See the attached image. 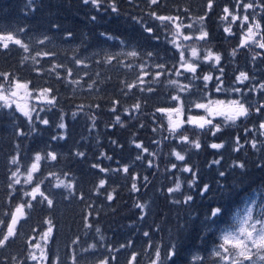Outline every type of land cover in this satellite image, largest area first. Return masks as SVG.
I'll return each mask as SVG.
<instances>
[{"label": "trees", "instance_id": "1", "mask_svg": "<svg viewBox=\"0 0 264 264\" xmlns=\"http://www.w3.org/2000/svg\"><path fill=\"white\" fill-rule=\"evenodd\" d=\"M230 1L232 5L236 2ZM114 2L118 8L116 13L112 12L109 3L102 4L97 10L91 4H83L82 0H35L29 7H26L29 0H0V32L13 31L29 45L28 52L16 45H10L8 49L0 47V73H8L16 80L27 82L31 91L51 88L53 91L49 95L56 97L54 105L46 103L44 108L34 111L32 123L13 107H0V219L9 221L10 216L4 213L14 210L27 197L23 195L22 186L14 184L12 173L15 168L24 163L26 157L40 153L44 158L41 171L54 164L60 172L71 174L74 182V191L70 194L73 205L69 202L59 217L54 214L60 222L59 240L63 242L60 251L57 250L59 253L71 252L78 245L79 248L88 246L90 241L97 247L106 243L107 240H101L94 231L95 226L109 229L114 235L121 223L142 219L155 238L153 253L156 247L165 253L174 241H179V254L167 264H193L190 257L196 253L204 264L209 263L210 245L217 242L222 226L231 223L233 209H239L244 197L252 190L261 195L264 193V167H256L257 164H264V144L259 129L262 119L252 113L247 119L234 123L210 118L212 125L220 128L215 136L188 123H182L177 132H172L169 129L170 114L157 111L158 108H174L177 104L171 100L176 91L175 85L169 83L178 77L175 71H171L177 64V54L169 45L172 25L169 24L166 29L150 13L180 14L193 25L186 28L187 32L203 28L209 33L208 41L198 43L201 49L207 45L220 52L221 65L224 66L225 85L222 84V87L228 86L239 65L237 61L228 59L231 51L235 49V55L240 51L234 33L238 24L233 22L230 25L233 36L223 34L226 20L222 19L223 6L219 0H213L210 11L207 9L208 0L191 3L188 0H160L158 5L150 4L149 0ZM93 16L96 17L94 21L91 19ZM201 16H204L203 21L198 19ZM147 26L153 27V34L144 31ZM21 27L25 31L17 33L16 29ZM68 32L72 35L68 36ZM102 32L113 40L101 36ZM37 40L44 42L37 43ZM122 44L124 49L120 50ZM131 51H136L138 55L129 56L127 53ZM149 51L156 55L148 57L146 53ZM38 52L54 55L37 56ZM107 56L115 58L106 62ZM24 57L28 59L24 60ZM77 58L83 64L76 65ZM160 62L166 63L165 74L158 80L153 79L157 71H162L153 65ZM200 63L202 66L207 64ZM54 64L65 67L49 71ZM142 65H146L143 70L149 75L143 77L144 83L141 84L137 78L141 75ZM202 66L197 69L199 79H191L192 75L188 72L183 75L190 85L194 82L196 93H191V98L196 100L193 103L205 98L204 94L208 93L201 83L207 71ZM69 68L72 69V76L67 75ZM57 72L60 79L56 77ZM130 84H135V87L129 89L127 85ZM214 87L215 83L209 84L210 89ZM148 88L153 91H147ZM186 99L182 102V121H187L192 108L188 105L192 100ZM137 103L140 104L139 109L134 107ZM250 103L247 100V104ZM113 108L115 111H111ZM37 113L41 118L48 119L49 124L40 123L36 119ZM117 116L120 117L119 122ZM61 122L65 128L58 127ZM212 125L206 128L211 127L215 132ZM249 126H253L254 133L247 132ZM33 127L36 131H32ZM18 132L24 135H18ZM53 136L64 138L53 140ZM182 136H188L189 141L195 138L201 148L184 142ZM251 138L259 142L256 148L251 145ZM212 143L222 144L223 147L212 149ZM136 144L142 147L137 148ZM144 148L148 151L145 152ZM173 151L183 155L185 160H177ZM48 152L55 153L57 160L47 158ZM77 152L85 155L77 156ZM137 156L141 159L137 160ZM13 157L17 159L16 164L11 162ZM214 160L220 163L215 164ZM239 163L245 164V168L235 166ZM93 164H99L108 171L100 172L92 167ZM173 164L177 168H172ZM124 166L129 167L128 173L123 172ZM185 166L196 173L191 187L189 182L193 177L190 172L183 171ZM221 171L224 176L219 175ZM133 177H136L135 181ZM101 179L106 183L103 188H98ZM235 179L236 184L232 185ZM134 182L138 191L132 190ZM177 183L180 189L169 193L168 189L175 188ZM9 184H12L11 188ZM204 184H208L211 191L201 196L200 189ZM220 185H224L227 191H219ZM108 193H112L113 200H107ZM185 195L193 196L190 204L182 202ZM175 200L181 203H175ZM137 204L145 207L138 208ZM255 205L256 209L260 206L258 201ZM216 206L222 207V213L213 218L215 223L206 229L201 221L210 208ZM48 209L46 203L34 204L27 211L24 224L30 227L38 225L42 216L49 213ZM86 223L90 227H86ZM5 229L6 224L0 225V234ZM75 237L79 239L73 244ZM149 246L152 250V242ZM17 252L14 241H10L7 247L0 250L1 264L16 262ZM13 257L16 259L13 260ZM152 257L155 259L154 255ZM140 260L135 259L137 262Z\"/></svg>", "mask_w": 264, "mask_h": 264}, {"label": "snow or ice", "instance_id": "2", "mask_svg": "<svg viewBox=\"0 0 264 264\" xmlns=\"http://www.w3.org/2000/svg\"><path fill=\"white\" fill-rule=\"evenodd\" d=\"M83 4L89 5L91 4L93 7H95L97 10L100 9L102 4L104 3H109V6L111 7L112 12L116 13L118 12V8L115 5L114 0H82ZM150 4L152 5H158L160 3V0H149ZM35 3V0H29V4L26 5V7H29ZM236 4L238 7H242L246 12L248 10H252V15L251 17L249 15H244L241 23L248 25L247 27V32L245 39L241 41V47L246 46L247 43L249 42H255L256 45L264 49V42L260 41H254V37H256L259 32L257 30H260L262 25L260 20L257 19V16L259 15L256 11V9H260L261 12H264V0H259L257 3V0H250V2H243V0H236ZM213 8V0H208L207 2V9L210 11ZM184 11H188L185 9ZM224 16L222 19L228 20L229 16L231 17L232 22H236L239 17L237 15L232 14L230 12V9L228 6H225L223 9ZM150 15L154 17V19L158 20L161 22V25L164 26L167 29V26L171 24L175 28V32L172 34V39L169 41L176 49L179 51V68H174L171 71H175V74L177 76L183 75V72H181L180 69H183L184 72H188L192 74L191 79H199L200 77L197 75V67H198V61L200 57L198 56V50L196 47L191 48V53L193 59L190 61L186 58L185 52L186 48L180 44L177 43L176 37L182 36L183 40L188 41L192 40L193 36L183 34L181 33L180 29L181 27H187V28H192V24L188 25H182L177 23V21L180 19L178 16H165V15H158L155 11L151 12ZM207 15V13H205ZM91 19L94 21L96 20V17L93 16ZM199 20L203 21L204 16H201L198 18ZM251 21V22H250ZM139 22V21H138ZM52 27H57V25H52ZM25 29L23 27L16 29V32H24ZM144 31L153 34L154 29L151 26L144 27ZM224 31L227 33H231V28L230 27H225ZM68 36H71L72 33L68 32ZM101 36H107V33H100ZM109 39H111L110 36H108ZM156 39H159V37H155ZM45 39H48V37L45 36ZM196 40L199 41H208L209 39V33L205 31L203 28L199 30V35L195 36ZM261 40H264V36H261ZM43 40H37V43H43ZM10 45H16L19 48L23 49L24 52L29 51V45L24 43L22 39L18 38L16 34H14L13 31H6V32H0V47L3 49H8ZM184 49V50H182ZM129 56L135 57L138 55L136 51H131L127 53ZM37 56H50L54 55V53L50 52H38L36 54ZM146 55L150 58L154 57L156 54L152 51H149L146 53ZM232 55H235V49L232 52ZM114 56H107L106 62H110L112 59H114ZM24 60H27L28 57H24ZM32 59L35 61V57H32ZM255 59V57H254ZM203 60L205 62H210V61H215L216 64H219L221 61V55L215 53L211 48L207 49V54L203 57ZM76 65H81L83 64V61L79 58L75 60ZM155 68L160 69L162 71H157L153 79H159L161 75L165 74L163 70L166 69V63L165 62H160V63H155L153 65ZM215 66V65H214ZM65 67L63 64H54L52 69H49V71H54L56 68H62ZM86 67V65H85ZM144 67L146 65L141 66V75L137 78L138 81L142 84L144 83L143 77L148 76L149 73L144 71ZM34 71H38V69H33ZM221 76L224 73V68L220 67L219 69ZM67 75L72 76V69H67ZM0 77H3L5 81H10L11 86L8 89H5L4 84H0V101H2V105L0 107L4 108H10L13 104H15L16 110L21 112L25 117L28 118L29 123L33 122V117L31 113L33 111H36L34 107L29 108L26 104H21L20 101L23 100L25 97H31L32 93L28 88V83L27 82H21L19 80H16L14 77H10V74L8 73H0ZM57 79H60V74L57 72L56 73ZM249 75L245 72H240L238 76H236V83H243L246 80H249ZM202 79L205 82V88L208 86V81H211L215 79L218 81L216 84V91H221L222 90V83L223 81L221 80V77H213L211 73L203 75ZM75 83L76 81H71ZM169 83L175 85L178 82L175 80L169 81ZM91 87V85H89ZM129 89L135 87V84H130L127 85ZM189 90V85H182L178 89V91H188ZM260 90L264 91V84L260 85ZM53 90L51 88H42L39 90V95L36 97L37 99H42L49 105H54L55 96H50L49 94ZM141 91H144V89H141ZM147 91L152 92L153 89L148 88ZM232 91L241 93L240 88H234ZM23 93V95L21 94ZM243 95V93H241ZM171 100L173 101H181V97L179 95H173L171 96ZM114 103H118V101H114ZM196 108H204L206 111H208L209 115H215V114H220L224 115L227 121L230 122H235L238 118L240 117H247L250 115V111L253 108L252 104H248L246 106V102L242 100H230L225 103V101H215L212 102L210 101L209 104L205 105L202 103H196L194 105ZM81 109L83 106H80ZM99 107V106H97ZM136 109L140 108V104L137 103L134 105ZM226 108V111H221V109ZM111 111H115V108L111 109ZM158 112L161 113H177L178 115L182 113V105L180 107H174V108H158ZM255 111L257 113H261L264 111V103L259 104L258 107H255ZM75 116V113L73 114ZM36 119L40 121V123L44 125L49 124L48 119L41 118L39 116V113H37ZM63 120V116H61V121ZM117 122L120 121V117H116ZM182 123H188V124H193L196 127L200 128L201 130H206L209 132H212V135L215 136L217 132L220 131V128L218 126L212 125V120L211 119H206L203 116H189L187 121H173L171 115H169V129L172 132H177L178 129L181 128ZM212 125L215 127V132L212 131V128H206V126ZM59 128H65V124L61 122L58 125ZM259 128L264 130V121H262L259 125ZM32 131H36L35 127L32 128ZM18 135H24L22 132H18ZM63 136H53L52 139H63ZM182 140L184 142H191L194 144L195 148L200 149L201 144L196 141H189L188 136H182ZM113 144H116V141H112ZM253 148H256V143L253 142ZM137 148H141V144H136ZM212 149H219L223 147L222 144L219 143H212L210 145ZM144 151L147 152L148 149L144 148ZM77 156H84L85 154L83 152H77ZM103 155V154H102ZM173 155H175V158L179 161H184L185 157L178 152L173 151ZM47 158H50L52 161L57 160V155L53 152H48L47 153ZM42 157L39 153H37L34 157V161L31 164V166L28 168L27 171V178L25 179L24 183H31L33 180V173L37 172L39 170V162L41 161ZM110 159V157H109ZM137 160L141 159L140 156L136 157ZM13 164L17 163L16 157L12 158L11 161ZM213 163L219 164V160H214ZM151 166V165H150ZM236 167H239L241 169L245 168V164L239 163L235 165ZM93 168H98L100 172H106L108 169H105L101 167L99 164H93ZM256 167H264V164H257ZM172 168H177L176 164L172 165ZM123 172L128 173L129 172V167L124 166L123 167ZM115 171V170H113ZM184 172H190L193 180L189 182V187L192 186V184L195 182V176L196 173L192 170V168L185 166L183 168ZM17 172H19V169H17ZM17 172L12 173V177L17 176ZM220 176H224L225 173L221 171L219 173ZM146 179V178H145ZM133 180H136V177H133ZM14 183L19 184L20 180L15 179ZM40 183H43V181H39L35 187L32 188L31 192L25 191L23 193L24 196H31L32 200H35L37 198V195L41 196L43 201L47 202V205L49 208L53 206V201L49 199L47 196L44 195V193L40 190ZM106 181L104 179H101L99 181V184L97 185L98 188H103L105 186ZM59 186V185H57ZM12 187V184H9V188ZM69 189H71L72 185L69 184L67 185ZM180 189V184L177 183L175 188H169L168 192L173 193L175 191H178ZM132 190L133 191H138L139 189L137 188L136 183L134 182L132 184ZM219 191L226 192L227 189L225 188L224 185L219 186ZM209 191H211L210 187L208 184H204L203 188L200 189V194L201 196L206 195ZM11 195V193H9ZM83 199V197H81ZM107 200L111 201L113 200V195L112 193L107 194ZM193 201V196L192 195H185L183 199L184 204H190ZM175 203H181L180 200H175ZM33 205L31 201L27 202L26 204L21 203L17 204L15 209L10 211V212H5L4 215L10 216L9 221H5L3 219H0V225H5L6 224V231H4L2 234H0V249H3L7 247L8 243L13 240L17 235H18V229L17 225L20 223V221L25 217L26 215V208H32ZM91 207V205H89ZM136 207L143 209L145 206L142 204H137ZM249 214L243 218V220L240 223L239 228L236 230L235 233H227L223 235L222 237V243L219 245V249L222 250L224 253L223 255L221 254V251H216L214 253L215 256L219 257L221 260L228 262L230 260V264H244L245 261L249 262V264H256L257 258L264 264V219L261 218H256L254 222L249 223V221L253 220V217L251 215V209L248 210ZM222 213V207L216 206V207H211L210 210L205 214L204 219L201 221V225L208 229L211 227L212 223H215L213 218L219 217ZM87 220V217H85ZM45 223H47L48 227L46 231L41 233V240L43 241V244L36 242V243H31L29 244V251L27 252V259L36 262V264H58L59 257L57 256L55 259L51 258L49 255V249H47V245L49 244V241L53 238V224L51 220H46ZM259 225V227H257ZM86 227H90L86 223ZM34 230V229H33ZM98 233L100 232V229L97 228L96 230ZM145 236H148L149 233L145 232ZM101 240H103V237L101 236ZM77 243V241H73V244ZM131 241H129V245H121V248L130 246ZM100 247H104V245L101 243L99 245ZM97 245L96 244H89L87 247L83 248L81 251L83 254H87L90 252H94L96 249ZM253 249H255V252H253ZM109 250L111 251V246H109ZM38 253V254H37ZM229 253L231 255H229ZM179 254V241H174L168 248V250L165 253H162L161 249L159 247H156V251L154 253L155 259L151 261V264H167L168 261H174L177 255ZM16 257H13V260H15ZM72 259V264H93L92 261L88 259V257L85 255L83 260H79L76 255H73L71 257ZM115 257H105L103 259L96 260L94 264H110V260H114ZM136 259L135 254H133L132 258L129 260V264H132V262Z\"/></svg>", "mask_w": 264, "mask_h": 264}, {"label": "rangeland", "instance_id": "3", "mask_svg": "<svg viewBox=\"0 0 264 264\" xmlns=\"http://www.w3.org/2000/svg\"><path fill=\"white\" fill-rule=\"evenodd\" d=\"M188 1H190L191 3V2H194L195 0H188ZM219 1L221 5L223 6L222 9H224L225 6H228L230 9V12H232V14L237 15L239 17V19L236 21L238 24V29L235 30L234 33L237 35L235 37L236 44H237L236 46L240 51L237 55H232L233 51H231L229 54V58H228L231 61H237L239 65L233 77L229 80L228 86H223L221 91H216V84L218 83V81H216L215 79L208 81L207 82L208 83V86H207L208 93L204 94L206 97L203 99H197L198 101L196 103H202V104L207 105L209 104L210 101L212 102L225 101V103L227 104L228 101L236 99V100H242L246 102V106H248L247 100H250L251 102L250 104L253 105V108L250 111V113L256 114V116H259L262 119L259 122L260 124L262 121H264V111H262L261 113H257L255 111V107H258L259 104L264 103V91L260 90V85L264 84V49L259 48L255 42H249L246 44V46H243V47L240 46L241 41L245 39L247 27H248V25L241 23V20L244 15H249L251 17L252 12H251V9L246 12L242 7H238L236 2L232 5L230 0H219ZM247 2H250V0ZM258 2L259 0H257V3ZM257 13L259 14L257 16L258 20L260 18H264V16H262L261 13L259 12ZM222 14L224 16V12ZM164 15L169 16L166 14ZM171 16L180 17V19L177 21V23L179 24H182V25L190 24L189 22H186L184 20L185 17L180 14H173ZM232 23L233 22L231 21V17L229 16L228 20H226L225 25L226 27H230L231 31H232V27L230 25ZM225 25L223 26V28L225 27ZM186 28L187 27H181L180 29L181 33L191 35L193 36V39L185 41L183 40L182 36H178L176 37L177 43L182 44L187 49L185 52V55L188 60L191 61L193 59L191 48L196 47L198 50V56L200 57L199 60L202 62H205L203 60V57L207 54V49L210 47H207V45H205L203 49H201L198 43L199 40L195 39V36L199 35V30L201 28H199V30L192 29L193 31H191L190 33L187 32ZM257 31L262 33L261 30H257ZM174 32H175V28L172 26V32L169 36V41L172 39V34ZM222 32L226 36H233L231 33H227L225 31H222ZM38 36L43 38V36L41 35H38ZM111 40L113 39L111 38ZM254 41L264 42V40H261L259 35L254 37ZM203 43L204 41L201 42V44ZM169 45L173 47L175 53L177 54L175 58V61L177 62L175 68H179L180 67L179 51H177V49L171 43H169ZM119 49L123 50L124 44H122L119 47ZM211 49L213 50V48ZM214 52L217 54H220V52L219 53L216 51ZM200 61H198V67L202 66ZM205 63L207 64L202 67L207 71L203 75L211 73L214 78L221 77V80L223 81L224 75L221 76V73L219 71L220 67L224 68V66L221 65L223 63L222 56H221V61L219 62V64H216L214 60L210 62H205ZM180 70L181 72H183V75L187 73V72H184L183 69H180ZM240 72L247 73L250 77L249 80H246L243 83H236V76H238ZM183 75H181L182 77L178 76L177 78L174 77V79H172L178 82L177 84H175L176 91L174 92L173 95H179L181 97V101L179 102L176 101L177 104L175 107H180L182 105L184 98L186 99V97H188L190 100H192L190 101L192 104L188 103V105L192 107L190 109V112L188 113V116H203L206 119L208 118L217 119V120L222 121L223 123H229L230 121H227L224 115H220V114L209 115L208 111H206L204 108L198 109L194 106L196 103H193V101H195L196 99L191 98L192 97L191 93H196V90L193 87L194 82H192V84L190 85V81L188 80V78L184 77ZM185 79L186 81H184ZM201 83L205 85V82L203 79L201 80ZM214 83H215V87L213 89H210L209 84H214ZM0 84H4L5 89H8L11 86L10 81H5L2 78H0ZM182 85H189V90L188 91H178V89ZM234 88H240L241 93H243V95L241 93L232 91V89ZM31 93H32L31 97H25L23 100L20 101V103L26 104L29 108L34 107L36 110H38L39 108H44V104H46V102L43 101L42 99L36 98L39 95V90L31 91ZM21 94L23 95V93ZM0 103L2 104L3 102L0 101ZM11 107L16 109L15 104H13ZM183 111L184 110L182 106V112ZM221 111H226V108L221 109ZM33 113L34 111L31 113V115ZM170 115L172 116L174 121H182L181 120L182 113L179 115L177 113H171ZM248 117L249 115L247 117H240L236 121H238L239 119H247ZM252 129H253V126H249V130L247 132L254 133V130ZM260 137L263 141L262 144H264V130L262 129H260ZM193 141L197 142L195 138ZM250 142H251V145H253V142L259 143L257 142V140H254V138H251ZM263 148H264V145H263ZM36 154L37 153H35L32 156L26 157L24 163L18 164V167L15 168L14 172H17V169H19V172H17L16 177H13V181L15 179H19L20 180L19 185L22 186L23 192L25 191L31 192L32 188L35 187L39 181L42 180L43 183H40L39 185L40 190L44 193L45 196H47L49 199L53 201V206L50 209H48L49 213H47L45 216L44 215L42 216V219L41 221H39L38 225H34L31 227L28 225H25L24 218L17 225L18 235L13 240H11V241H14V245L17 246V250H18L17 260L16 262L13 261L11 263L36 264V262L27 259V252L30 250L29 244L36 243V242L43 244V241L41 240V233L46 231L48 227L45 221L51 220L53 224V238L49 241V244L47 245V249L50 250L49 255L51 258L55 259L57 256L59 257L58 264H72L71 257L73 255H76L79 260H83L84 256L86 255L88 259L93 262V264L96 260L103 259L105 257H115L114 260H110V264H129V260L132 258L133 254H135L136 258H140L141 260L138 262L134 260L132 264H151V261L153 260L152 255H154L156 251L155 250L153 253V242L155 238L153 237V234L150 232V230L146 228V226L142 223V219L138 221H132L127 224L125 222L121 223L119 230H116V233L114 235H112V231H109V229L103 230L100 225H98L97 227L95 226L94 228L95 232H97L96 231L97 228L100 229V232L99 233L97 232L96 234H99L100 237L101 236L103 237V240L105 239L107 241L106 243H102L104 247H100V246L96 247L94 252L83 254L81 250L87 246L79 248V245H78L75 248V250H72L71 252L69 251L65 254L59 253L58 251H60V245L63 242L59 240L60 239L59 238L60 222H59V219H57L54 214H57V217H59L58 215H60L63 212L65 206H69V204H72L74 202V200L70 197L71 192L74 191L73 177L71 174L67 172L66 173L60 172L57 169V166L54 164H50L49 165L50 168H45L43 171H41L40 165L42 164L44 158H43V155L39 153L42 157L41 161L39 162V170L33 173V180L31 183H27V184L24 183L25 179L27 178L28 168L33 163L34 157ZM69 184L72 185L71 189L67 187V185ZM235 184H236V179L233 180L232 182V185H235ZM260 196H263V197H260ZM42 199L43 198L39 195H37V198L35 200H32L31 196H27L24 201H21L18 204H21V203L26 204L27 202L31 201L32 205L34 206V204L36 203H41ZM256 201H258V203L260 204L258 209H256V205H255ZM42 203L47 204L46 201H43ZM263 207H264V193L263 195H261L260 192L254 189L250 192V194L246 195L243 199V202L240 208L233 209L234 211H232L233 218H232L231 223L229 225L222 226L223 228L221 227L222 229L221 231L218 232V235H217V239H218L217 242L213 245H210V254L207 256L210 258V262L206 264H230V260L228 262H225L221 260L219 257L214 255L216 251H221V254L222 255L224 254L222 250L219 249V245L222 243L223 235L229 232L235 233L236 230L239 228L240 223L243 220V218L249 214L248 212L249 209H251V215L253 217V220L249 221V223L254 222L256 218L264 219V209L262 210ZM72 208L74 209V207ZM30 209L26 208L25 209L26 213ZM173 214L175 215V213ZM67 218H70V217H67ZM143 218H146L145 214H143ZM257 227H259V225H257ZM145 232L149 233V235L145 236L144 235ZM78 239H79L78 237H75V241L78 242ZM129 241H131L130 246H127L124 248L120 247L122 244L129 245ZM151 242H152V250L149 246ZM89 244H93V241H90L88 245ZM109 246H111V249H112L111 251L109 250ZM61 251H63V249ZM253 252H255V249H253ZM229 255L231 254L229 253ZM190 259L191 261H193V264H204L201 259V256L197 253L193 254L190 257ZM0 264H1V261H0ZM244 264H249V262L245 261ZM256 264H262V262L257 258Z\"/></svg>", "mask_w": 264, "mask_h": 264}, {"label": "flooded vegetation", "instance_id": "4", "mask_svg": "<svg viewBox=\"0 0 264 264\" xmlns=\"http://www.w3.org/2000/svg\"><path fill=\"white\" fill-rule=\"evenodd\" d=\"M259 10H260V9H256L257 12L261 13V15L264 16V12H260ZM251 12H252V10H251ZM259 20H260L261 25H262V27H261L260 30H261L262 33H263V32H264V18H260ZM262 33L259 32V34H258V35L260 36V38H261V36H263V34H264V33H263V34H262Z\"/></svg>", "mask_w": 264, "mask_h": 264}, {"label": "water", "instance_id": "5", "mask_svg": "<svg viewBox=\"0 0 264 264\" xmlns=\"http://www.w3.org/2000/svg\"><path fill=\"white\" fill-rule=\"evenodd\" d=\"M10 264H18V263H10Z\"/></svg>", "mask_w": 264, "mask_h": 264}]
</instances>
